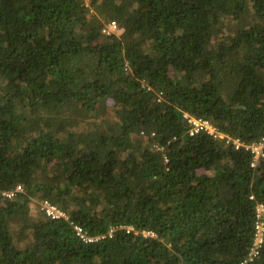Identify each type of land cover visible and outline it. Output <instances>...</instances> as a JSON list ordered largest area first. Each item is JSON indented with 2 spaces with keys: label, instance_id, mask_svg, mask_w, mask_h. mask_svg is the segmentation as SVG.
I'll return each mask as SVG.
<instances>
[{
  "label": "trees",
  "instance_id": "obj_1",
  "mask_svg": "<svg viewBox=\"0 0 264 264\" xmlns=\"http://www.w3.org/2000/svg\"><path fill=\"white\" fill-rule=\"evenodd\" d=\"M184 114L264 138V0H0V264H264V158Z\"/></svg>",
  "mask_w": 264,
  "mask_h": 264
},
{
  "label": "built area",
  "instance_id": "obj_2",
  "mask_svg": "<svg viewBox=\"0 0 264 264\" xmlns=\"http://www.w3.org/2000/svg\"><path fill=\"white\" fill-rule=\"evenodd\" d=\"M117 25L114 21L108 22L105 27V31L107 34H110L116 31ZM186 123L188 125V133L189 136H195L200 133L207 134L211 136L213 139L222 140L225 144L231 142V145L235 147V149L244 148L248 150L253 155V162L251 164L252 168H255L259 162V159L264 158V138L260 139L259 141L252 142L249 144H245L240 142L238 139H231L223 134H221L218 129L212 125L208 120L202 118L191 117L187 114L183 115ZM166 160V159H165ZM23 189L21 186H16L12 190L2 191L0 190V198L1 199H13L16 194L22 193ZM39 210L48 218L52 220H59L63 219L64 221L69 222V217L58 209L55 205L51 204L48 201H42L38 203ZM76 232V235L79 237L81 241L84 243H93L98 238H91L87 237L82 230L77 227L73 226ZM129 229V228H128ZM254 239L252 246L249 250V260H252L254 257L258 255V252L262 246L263 242V235H264V208L262 205L257 206V214H256V221L254 227ZM143 236H154L152 232H143Z\"/></svg>",
  "mask_w": 264,
  "mask_h": 264
},
{
  "label": "rangeland",
  "instance_id": "obj_3",
  "mask_svg": "<svg viewBox=\"0 0 264 264\" xmlns=\"http://www.w3.org/2000/svg\"><path fill=\"white\" fill-rule=\"evenodd\" d=\"M38 203H39V202H36L37 207H38V210H39ZM30 213L33 214L34 217H35V216H38V214H37L33 209L30 210Z\"/></svg>",
  "mask_w": 264,
  "mask_h": 264
}]
</instances>
